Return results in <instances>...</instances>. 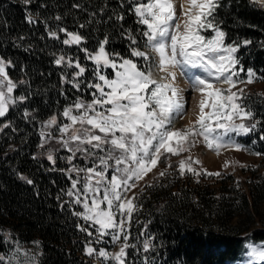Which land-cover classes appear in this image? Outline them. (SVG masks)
<instances>
[{
    "label": "trees",
    "instance_id": "1",
    "mask_svg": "<svg viewBox=\"0 0 264 264\" xmlns=\"http://www.w3.org/2000/svg\"><path fill=\"white\" fill-rule=\"evenodd\" d=\"M130 9L131 0H31L27 5L0 0V56L14 65L8 69L17 83L13 97L28 96L0 117V256L9 250L5 231L12 230L22 241L40 242V264H94L86 253L92 235L80 230L88 223L73 214L81 208L65 195L71 187L69 165L58 152L54 164L48 160L41 128L78 98L92 99L84 84L77 91L62 81L65 73L71 79L74 69L57 66L53 53L79 58L88 69L80 78L85 83L93 79V63L85 59L83 47L92 51L107 37L109 52L136 59L131 50L145 47L146 27ZM216 20L226 43L241 45L236 66L244 69L241 75L252 69L264 83V7L255 0H220ZM59 28L79 33L83 43L64 45L67 37ZM244 40L252 43L243 45ZM244 103L254 113L256 128L240 141L261 154V166L246 179L231 174L204 183L175 170L148 184L135 199L127 264H229L242 256L249 240L264 241V94H247Z\"/></svg>",
    "mask_w": 264,
    "mask_h": 264
},
{
    "label": "snow or ice",
    "instance_id": "2",
    "mask_svg": "<svg viewBox=\"0 0 264 264\" xmlns=\"http://www.w3.org/2000/svg\"><path fill=\"white\" fill-rule=\"evenodd\" d=\"M24 3L30 4L31 0H24ZM255 3L264 7V0H255ZM219 7L220 0H185L178 15L174 0H131L130 10L137 17V23L146 27L142 35L146 38L145 47L149 49L143 51L133 47L131 55L141 58L145 64L141 66L118 52H109L105 47L108 38L105 37L98 42L96 49H81L85 59L93 63V79L86 83L80 78L88 69L82 66L79 58L53 53L57 66L74 69L71 79L68 73L62 76L63 82L72 84L77 91L81 90L82 84L92 90L90 101L78 98L63 110L62 116L69 123H58L55 115L45 122L46 127H57L60 134L57 142L71 153L69 164L77 153L91 160L90 167L73 165L68 169L76 175L75 178L69 177L71 187L65 192L71 203L82 206V212L73 214L88 222V227L80 226V230L89 236L93 235L89 228H95L99 236H111L113 241H118L123 234V240L128 241L125 227L136 205L133 202L135 197H128L127 193L157 167L162 157L188 151L196 137H203L209 149L219 152L228 146L224 137L229 132L246 134L256 128V123L251 126L243 123L254 117L244 103L245 90L233 89L238 82L251 84L258 78L252 69H248L247 80H239V72L244 69L236 68L239 59L234 54L241 45L225 44L226 34L216 20ZM27 19L29 23L34 22L30 16ZM116 19L123 20L124 17L117 15ZM59 32L67 37L62 40L64 45L79 46L84 41L82 35L69 32L67 28H59ZM205 32L214 35L205 36ZM49 35L60 39L56 31H50ZM128 38L132 45L137 44L131 35ZM251 43L250 40L243 41V45ZM12 66L11 60L0 57V117L6 115L11 105L28 99L27 95H12L17 87L8 71ZM108 68L113 70L111 76L105 72ZM189 69L201 71L192 73ZM178 72L199 94L195 118L191 125L183 129L175 126L178 119L187 115L188 103L183 95L184 89L177 84ZM157 73L163 75L159 79L154 78ZM221 83L228 87L215 86ZM236 120L241 122L236 123ZM220 129L222 133L217 131ZM51 138L50 133L43 135L44 142ZM234 147L237 151L241 150L238 144ZM47 158L55 163L51 153ZM199 163L192 157L180 161L179 174L220 175L192 166ZM109 169L112 170L110 176ZM166 174V170L159 173L161 177ZM24 179L28 184L33 183ZM129 246L125 243L120 252L110 259L116 260L117 264H125V249ZM149 247L150 243L146 240L144 251H148ZM95 251L87 247L89 256ZM98 255L107 257L108 253L101 250ZM248 255L264 261V242L258 246L251 245ZM0 264H6L5 257L0 256Z\"/></svg>",
    "mask_w": 264,
    "mask_h": 264
},
{
    "label": "rangeland",
    "instance_id": "3",
    "mask_svg": "<svg viewBox=\"0 0 264 264\" xmlns=\"http://www.w3.org/2000/svg\"><path fill=\"white\" fill-rule=\"evenodd\" d=\"M179 15V14H178ZM205 36H211L214 35V33L211 32H205L203 33ZM225 42V41H224ZM226 44V43H225ZM141 50L143 51H149L148 48L144 47ZM238 53V51H237ZM237 53L234 55L236 56ZM1 57V56H0ZM6 60V59H5ZM134 62H136L138 65L143 66L145 62L141 58L132 59ZM106 74L109 76L112 75L113 70L108 68L105 69ZM162 73H157L154 78L159 79L160 76H162ZM12 79V78H11ZM239 80L240 81H246L247 76L243 77L241 75V72H239ZM216 87L221 88H227L228 86L225 84H216ZM239 88H243L245 90V94L249 95L252 93H261L264 94V83L256 79L254 83L247 84V83H237L236 88L233 89V91H236ZM190 94L194 93V90H191L190 86ZM13 95V93H12ZM191 98L188 96V103ZM86 101V100H85ZM90 101V100H89ZM186 105V107H188ZM68 107V106H67ZM207 111V109H206ZM56 116V115H55ZM58 123H69L67 119H65L62 114L57 116ZM50 118L46 119L41 128L42 133V141H43V135H46L48 133L51 134L52 138L48 139L47 142L43 141V147H47V154L50 153L54 156L56 152L61 154V159H64L66 163H68V169H70L73 165H75L78 168H85L92 166L91 160L89 158H86L81 153H77L74 159L72 160V163L69 164L68 157L71 155L66 149L61 147V145L57 142V139L59 138L60 134L57 130V127L51 126L46 127L45 122L49 120ZM194 119H191L190 116H184L183 119H178L176 122V128L183 129L191 125ZM241 121L236 120V123H240ZM246 126H251V124L255 123L253 119L245 120L243 121ZM218 132L222 133L223 130H217ZM249 133H240L237 134L235 132H229L227 136L224 137V140L228 142V146L221 148L219 152H217L215 149H209L206 145V143L203 140V137H196L194 144H192L188 151L180 152L179 155H171L167 154V158L162 157L161 162L158 163L157 167L153 168L151 172H149L146 176H144L143 179L139 180L136 184V187L131 188V190L127 193L128 197H137L138 194L144 191L145 187L153 182L155 179L160 177L159 173L161 171H165L167 173H173L175 170L178 169V165L180 161L186 160L188 157H192L193 160H199V164H193L192 166L196 168L197 170H206L208 173H220L219 176L216 175H205L201 174L197 176L196 179H200L202 182L206 183H214L216 181H219L222 178L227 177L228 175H235L237 178L246 179L249 178V175L251 171L256 170L259 166H261V157L260 155H257L255 152L248 151L242 142L240 141V138L243 136L248 135ZM240 145L241 150L237 151L235 150L234 145ZM56 158L58 157L55 156ZM55 158V159H56ZM80 159H84V163H80ZM171 165V167H169ZM227 165V167L225 166ZM67 169V171H68ZM111 169H109V176L111 175ZM69 172V171H68ZM70 174H75L74 172H69ZM186 176L192 173L185 172ZM76 175V174H75ZM84 175V174H81ZM134 199V204H135ZM77 205V204H76ZM81 208V212L83 211V208L81 205H79ZM103 207V205H102ZM138 208L135 207V210L132 213V217L135 213V211ZM131 220L127 222L125 231L128 233L130 237V227H131ZM88 223V222H87ZM98 227V226H97ZM111 231V230H109ZM91 232H93V235L91 236L90 242L88 247H92L96 251L91 255V259H93L95 264H117V261L114 259H110V257L115 256L120 252L121 247L127 243L130 245V238L127 242L123 240V234H121V239L118 241H113L111 236H99L98 233H96L95 228H92ZM6 237L8 239L9 243V250L7 253L2 254L3 257L6 258V264H40V256L42 253L40 242L38 240H33L30 242L22 241L20 238H18L12 230H6L5 231ZM264 241H250L248 242L247 249L243 253L240 260L235 261L233 264H245L248 262L249 258L247 256L248 251L250 250V246L260 245ZM130 247V246H129ZM129 247L125 249V252L127 253ZM104 250L108 253L107 257H101L98 255L99 251ZM87 253V248H86ZM88 255V254H87ZM89 256V255H88ZM125 264H127L126 258H125Z\"/></svg>",
    "mask_w": 264,
    "mask_h": 264
},
{
    "label": "bare ground",
    "instance_id": "4",
    "mask_svg": "<svg viewBox=\"0 0 264 264\" xmlns=\"http://www.w3.org/2000/svg\"><path fill=\"white\" fill-rule=\"evenodd\" d=\"M184 2H185V0H174V4H175L176 9H177V14H180V5ZM188 71H190L192 73H199L201 70L189 69ZM214 83H215V81H214ZM177 84L179 87L184 89L183 95H184L185 99L188 101V96L191 98V100H189V104L187 105L188 107H186V111H187V116H190L191 119H194L196 112H197L196 101L199 98V94L196 91H194L193 94L189 93V91H190L189 81L185 77L180 76L179 72H178V77H177ZM191 90H192V88H191ZM247 256H248L249 260L245 264H264V261H258L254 257H250L248 255V253H247Z\"/></svg>",
    "mask_w": 264,
    "mask_h": 264
}]
</instances>
